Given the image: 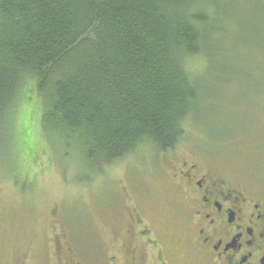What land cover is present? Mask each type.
Returning a JSON list of instances; mask_svg holds the SVG:
<instances>
[{
    "label": "rangeland",
    "instance_id": "374dc122",
    "mask_svg": "<svg viewBox=\"0 0 264 264\" xmlns=\"http://www.w3.org/2000/svg\"><path fill=\"white\" fill-rule=\"evenodd\" d=\"M224 2L226 31L211 40L222 50L212 57L214 69L203 56L188 62L202 91L178 153L143 146L101 171L90 167L47 139L37 80L23 79L0 141V264H44L40 254L56 240L102 252L130 214L145 216L162 238L173 237L180 264H200L181 220L187 207L173 178L176 158L195 151L204 165L264 188V0Z\"/></svg>",
    "mask_w": 264,
    "mask_h": 264
},
{
    "label": "trees",
    "instance_id": "16d2710c",
    "mask_svg": "<svg viewBox=\"0 0 264 264\" xmlns=\"http://www.w3.org/2000/svg\"><path fill=\"white\" fill-rule=\"evenodd\" d=\"M226 6L0 0V141L21 83L31 76L42 100L41 130L88 166L101 171L143 146L175 149L195 121L202 91L188 62L203 56L214 69L212 57L222 50L211 40L226 31Z\"/></svg>",
    "mask_w": 264,
    "mask_h": 264
},
{
    "label": "flooded vegetation",
    "instance_id": "af4514ba",
    "mask_svg": "<svg viewBox=\"0 0 264 264\" xmlns=\"http://www.w3.org/2000/svg\"><path fill=\"white\" fill-rule=\"evenodd\" d=\"M178 147L164 152L178 153ZM195 151L173 162L174 182L186 199L182 224L200 264H264V188L227 170L204 165ZM245 181V182H244ZM48 247V244L45 245ZM41 252L44 264H180L179 248L142 214H130L124 232L113 229L107 249L80 251L56 240Z\"/></svg>",
    "mask_w": 264,
    "mask_h": 264
}]
</instances>
